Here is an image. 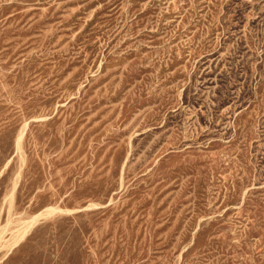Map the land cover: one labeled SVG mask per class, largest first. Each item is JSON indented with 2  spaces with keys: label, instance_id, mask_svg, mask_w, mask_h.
Instances as JSON below:
<instances>
[{
  "label": "rangeland",
  "instance_id": "1",
  "mask_svg": "<svg viewBox=\"0 0 264 264\" xmlns=\"http://www.w3.org/2000/svg\"><path fill=\"white\" fill-rule=\"evenodd\" d=\"M0 264H264V0H0Z\"/></svg>",
  "mask_w": 264,
  "mask_h": 264
},
{
  "label": "bare ground",
  "instance_id": "2",
  "mask_svg": "<svg viewBox=\"0 0 264 264\" xmlns=\"http://www.w3.org/2000/svg\"><path fill=\"white\" fill-rule=\"evenodd\" d=\"M55 209H56V207H54V206H49V207H47V208L45 209V211H43V212H41V213H38V214L34 215V216L31 218V220H30V222L28 223V225H29V224H32L34 221H36V219H37V217H38L39 215H41V214H43V213L52 212V211H54ZM18 235H19V234H17V236L15 235L13 238L18 237Z\"/></svg>",
  "mask_w": 264,
  "mask_h": 264
}]
</instances>
